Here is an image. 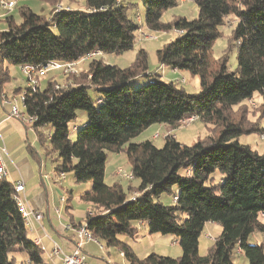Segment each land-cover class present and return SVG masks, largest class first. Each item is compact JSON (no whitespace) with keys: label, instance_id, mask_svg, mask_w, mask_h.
Here are the masks:
<instances>
[{"label":"trees","instance_id":"1","mask_svg":"<svg viewBox=\"0 0 264 264\" xmlns=\"http://www.w3.org/2000/svg\"><path fill=\"white\" fill-rule=\"evenodd\" d=\"M192 1L197 17L178 16L170 22H164L162 14L178 0L141 3L147 29L182 31L156 50V58L160 65L198 75L197 93L188 94L174 81H162L149 72L143 49L126 68L104 63L100 54H122L133 47L139 15L131 18V4L123 0H83V8L61 7L50 16L21 7L19 23L12 10L5 12L1 17L5 28L0 29V94L10 79L9 65L79 62L101 52L84 59L89 60L85 70L78 68L76 74L66 76L60 73L64 83L53 76L44 88L39 83L27 88L22 101L26 114L34 119L24 124L36 133L44 156L56 157L51 160L54 169L73 171L76 183L91 184L80 198L92 206L84 220L92 236L107 246L120 247L130 264H233L235 249L246 256L248 264H264L263 243L248 242L255 231L264 235V150L258 152L238 140L242 134H264L259 125L264 102L253 110V114L258 112L255 121L249 119V105L244 103L254 93L264 100V0ZM229 16L233 17L229 46L215 60L211 48ZM232 46L237 67L229 70ZM138 76L146 77L147 83L134 88L130 80ZM79 110L86 112V120L72 140L68 124ZM189 116L208 124L209 133L187 145L171 131ZM152 124L168 127L161 147L149 139L130 141ZM47 125L53 132L44 134L40 129ZM28 149L33 148L28 145ZM109 151L124 152L133 178L139 180L137 187H128L127 195L119 183L104 181ZM216 170L222 177L214 183ZM133 191L139 195L127 200ZM13 192V185L0 178V264H15L11 253L16 251L24 253L30 264H42V250L27 237ZM163 193L177 200L165 204L159 199ZM139 221L146 222L149 233L175 236L181 256L151 252L138 257L118 236L136 234ZM208 222L217 223L220 233L208 252L200 255L198 238Z\"/></svg>","mask_w":264,"mask_h":264},{"label":"rangeland","instance_id":"2","mask_svg":"<svg viewBox=\"0 0 264 264\" xmlns=\"http://www.w3.org/2000/svg\"><path fill=\"white\" fill-rule=\"evenodd\" d=\"M1 1V0H0ZM66 0H60L63 4ZM78 3H74L73 7L75 8H81L84 6L83 0H76ZM126 4H131L130 8L128 9V15L132 18H135L136 15H139L141 21V31H137V40L135 41L133 47L122 53V54H114V53H105L98 57L102 58L104 63L110 64V65H116L120 68H126L131 65V63L134 61L135 55L139 49H143L147 54V62H148V71L151 73H156L159 75V78L162 81H174V83L183 89L188 94H194L197 93L200 90V79L198 75L192 74L187 70H173L167 65H160L157 62L156 58V50L161 48L164 44L169 43L173 40H175L179 34L176 33L174 29L168 30V31H152L147 29L144 23V14H145V8L143 4L141 3V0H123ZM27 6L29 8H32L34 12L38 13H44L42 15H45L51 11L50 7H54V5L50 4L49 2H45L42 0H17V5L15 6L13 12H11V15L14 17V20L16 23H19L21 21L20 11L19 9L21 7ZM45 10V11H44ZM5 11L0 6V13ZM198 15V9L194 2L192 0H178L177 5L165 10L162 14L161 19L164 22H170L175 17L181 16L185 17L187 19H193L197 17ZM46 16V15H45ZM3 18L0 17V28L5 27V23L2 21ZM227 24H224L219 27L220 35L215 39L213 42L212 48H211V55L215 60H218L222 53L228 49L229 43L228 38L231 31V26L233 23V17L229 16L227 19ZM143 32L147 35V37L143 38L142 36H139L140 33ZM89 63V60H80L77 63V68L79 69H86L87 65ZM227 66L229 70H234L237 67V59H236V49L235 46H232L230 51L228 50V61ZM9 75L10 79L8 82H6L3 85V93L4 94H11L15 93L18 88H24L25 87V81L22 76V73L20 72L19 66L9 65ZM59 71H50L45 76L41 78L40 86L41 88H44L46 80L50 79L53 76L59 77ZM60 82L64 83L60 80ZM147 83V79L144 76H138L132 80H130V84L137 88L139 86H142ZM88 93L92 97V99H96V94L94 91L89 88ZM6 96H13L12 95H6ZM264 100L258 93H254L252 98L249 99V101H245L244 103L249 105V113L248 117L250 120L255 121L256 114H253V110L256 111L259 104L263 103ZM20 109L25 112L23 105H20ZM26 117L28 115L25 112ZM187 118V117H186ZM86 120V112L83 110H79L77 112L76 117L71 120L68 124L69 132H70V138L72 140L75 139L77 129L83 124V122ZM7 134H11V137L14 141H18L17 145L20 150V152L24 153L28 150V145H30L33 149H38L39 144L37 142V136L36 133L33 131V129L27 125L21 122L20 120L16 118H11L7 121ZM261 127H264V115L260 118V124ZM152 126V125H151ZM25 127V128H24ZM158 129L155 133H158L160 136L159 138L155 139L152 138L151 141L157 146L161 147L164 142V135L163 134V128L162 126H159L158 124H153V127L148 129L145 132H141L136 137H134L132 140L139 141V140H145L147 138L148 134L152 132V130ZM42 133H52L53 130L50 126H44L40 129ZM153 133V135L155 134ZM172 134H175V136L178 137L177 140L180 142L190 145L194 143L197 139H203L206 137L209 133V125L205 124L204 122L196 119V117L192 120L183 119L181 121V125L179 128L174 129L171 131ZM152 135V136H153ZM260 135L257 134H242L239 136L238 140L241 143L249 144L252 148H255L258 152H262L264 150V140H261ZM36 139V140H35ZM36 142H35V141ZM148 140V139H147ZM134 141V142H135ZM42 150V149H41ZM29 151V150H28ZM43 151V150H42ZM43 154V153H42ZM43 162L46 163L47 167H52L53 161L56 157L51 155L47 158H45L43 154ZM120 168L124 172H129L131 169L130 163L126 157V154L124 152H107V159L105 163L104 168V181L108 185H112L114 183H119L122 187V189L125 191L126 195L128 193V187H137L139 180L134 178L132 180H127L123 176L116 174V170ZM183 172V171H182ZM185 172V171H184ZM66 174H70L67 176L68 179H72L74 176V172H67ZM222 177V174L216 170L212 174V178L214 180V183H217L220 178ZM89 182H82L78 183L80 185L78 188L73 189V200L74 202L76 200V196L78 195V190H84L82 188H85V184ZM176 192V188L174 187L172 190V193ZM172 194L163 193L160 196V201L165 204H171L172 201ZM78 204V201L75 202V205ZM261 220L264 221V216H261ZM160 235V237L165 236V238L161 239V245H165L167 243V246L171 248H165L163 249L165 252V256L169 257H179L181 256V248L178 244V241H175V236L171 234H165ZM217 228L212 226H205L202 230L199 238H198V253L200 255H205L209 248L213 244V238L217 237ZM177 240V239H176ZM171 242V243H170ZM248 242L250 244H260L263 243L264 247V235L260 232H253L248 237ZM11 256L14 257L15 264H24L25 263V256L21 252H12ZM164 256V255H163ZM232 263L233 264H248V259L246 256L241 253L237 252L236 249L233 251L232 254ZM88 264V263H87Z\"/></svg>","mask_w":264,"mask_h":264},{"label":"crops","instance_id":"3","mask_svg":"<svg viewBox=\"0 0 264 264\" xmlns=\"http://www.w3.org/2000/svg\"><path fill=\"white\" fill-rule=\"evenodd\" d=\"M14 1L17 5V0ZM74 3H78V1L66 0L64 4L59 2L56 5H59L62 8L75 9V7H73ZM56 5H54V7H50L51 11L45 15L50 16L54 12ZM30 9L32 10V8ZM32 11L34 12V10ZM5 12L6 11L0 13V17H2ZM35 13L44 14L38 12ZM57 79L63 80L64 78L59 73V77ZM40 82L41 79L39 80V85ZM12 94L13 96L17 95L15 93L4 94L3 92L0 94V155L6 169L5 179L12 185L21 181L24 185L22 195L26 205L42 214V218L39 221L31 218L26 226L27 237L42 250L43 262H46L47 264H60V255L53 251V246L54 244H57L66 253H70L72 251L74 247V234L70 229L66 228V225H72V222L74 224L84 223L87 214L93 211L91 204L84 202L80 198L83 192L90 190L91 184L86 183L85 188H82L84 190H78L76 199L79 200L75 201H78V204L75 205L72 196V188L76 189L80 185L75 182L74 176L70 180L67 178L70 174L68 175L65 173L64 178H60L58 171L54 169V163L52 164V167L46 168V163L45 161L43 162V152L39 148L36 149L38 152L34 149H28V154L26 152H20L17 145L18 141H14L11 134H7L8 131H6L8 126L7 121L13 118L9 116L10 106L9 104H3L1 100V97L3 96L7 99L13 97L6 96ZM17 105L20 108L22 102L18 101ZM158 125L162 126L164 131L163 134L169 131L166 125ZM152 127L153 124L152 126L150 125L146 128L143 132ZM156 131H158V129L152 130V132L147 135L148 137L145 138V140H151L153 138V133ZM173 135L175 136V134ZM175 138L178 139L177 136H175ZM132 139L130 141L134 142L135 140L133 141ZM61 197H64L65 201L61 202ZM135 226L138 230L136 234L132 236L120 235L118 236L119 240L130 247L138 257L146 256L151 252L165 256L163 249L171 248V245L168 247L167 243L165 245H161L160 238H165V236L160 237V235H158L159 233H149L147 225L140 227L139 222H137ZM205 226L216 227L217 233H220V226L215 222H208ZM36 239L39 240L38 244L35 242ZM172 242L176 243V238L175 241ZM100 244L101 247L94 241H88L83 245L82 253L88 264H130L125 255L121 254L122 249L120 247L107 246L104 241H100ZM24 256V264H30L26 259L25 254Z\"/></svg>","mask_w":264,"mask_h":264},{"label":"built area","instance_id":"4","mask_svg":"<svg viewBox=\"0 0 264 264\" xmlns=\"http://www.w3.org/2000/svg\"><path fill=\"white\" fill-rule=\"evenodd\" d=\"M120 0H117V2ZM16 5V2L14 0H1L0 6L2 9H4L6 12H9L14 9ZM61 7L59 5H56L55 10H59ZM140 18L137 16V22L139 24L138 31H141L140 26ZM176 33H181V30H175ZM139 36H142L143 38L147 37V35L143 32L140 33ZM97 54H100L101 52H96ZM96 53H90L88 56H93ZM88 56H86L84 59H86ZM83 59V60H84ZM76 61L72 62H58V61H50L46 64L39 66L34 64H23L19 66L20 72L24 76L25 79V87L21 89L20 93L18 95H14L11 98L1 97L3 104H9V116L16 118L23 123L31 124L33 122V118L28 116L26 117L25 112L22 111L18 105L17 102H22L24 100V96L26 93L27 88L34 89L38 83L39 80L47 74L48 71L51 70H58L60 73L64 76L68 74H76L78 72ZM98 102L100 100H97ZM194 116H189L185 119L192 120L194 119ZM160 135L158 133H155L152 137L158 138ZM260 139L264 140V134L260 135ZM116 174L123 176L127 180H132L133 174L131 171L124 172L120 168L116 170ZM58 175L60 178H64L65 173L64 172H58ZM6 176V169L4 167L1 155H0V178H4ZM14 192L12 194L13 200L16 202L17 208L21 214V216L24 219L25 224L27 225L31 218H34L36 221H39L42 218V214L26 205V202L24 201L22 192L24 190V185L21 181L16 182L13 185ZM139 195L138 192L133 191V193L127 198V200H133ZM61 202L65 201L64 197H61ZM177 200L176 196L172 197V201L175 202ZM146 225L145 221H139V226L142 227ZM66 228L70 229L74 234V247L70 253L64 252L61 247H59L57 244H54L53 251L60 255L61 263L60 264H87V261L85 260L83 253H82V247L83 245L88 241H94L98 243L101 247L100 241L97 240L95 237L92 236L90 231L86 228L85 223H82L78 226H73L71 224H67ZM214 239V238H213ZM35 242L38 244L39 240L36 239ZM239 252V250H237ZM123 255V252H121ZM42 264H47L46 262H43Z\"/></svg>","mask_w":264,"mask_h":264}]
</instances>
